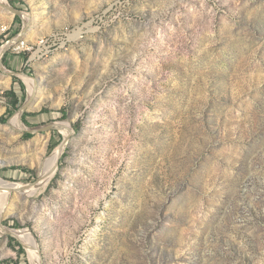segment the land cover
Wrapping results in <instances>:
<instances>
[{
  "label": "rangeland",
  "instance_id": "obj_1",
  "mask_svg": "<svg viewBox=\"0 0 264 264\" xmlns=\"http://www.w3.org/2000/svg\"><path fill=\"white\" fill-rule=\"evenodd\" d=\"M5 2L0 264H264V0Z\"/></svg>",
  "mask_w": 264,
  "mask_h": 264
},
{
  "label": "bare ground",
  "instance_id": "obj_2",
  "mask_svg": "<svg viewBox=\"0 0 264 264\" xmlns=\"http://www.w3.org/2000/svg\"><path fill=\"white\" fill-rule=\"evenodd\" d=\"M2 4H4V5H6V2H5V0H2ZM79 35H80V32L79 33H76L75 34V38H77V37H79ZM9 48V47H8ZM7 50V49H6ZM5 49H3L2 51H1V53H0V59L2 58V56H3V53H4V51H6ZM28 84L30 85V88L33 90V88L35 87L34 86V83H33V81H28ZM32 98H33V95H30V100H29V105H30V102H31V100H32ZM29 107V106H28ZM29 109V108H28ZM20 119V113L18 114V117L16 118V120H15V122H14V125H18L19 124V122L21 121V120H19ZM62 124V123H61ZM61 124H57L58 126H59V128L61 129V131L63 132V133H65L66 134V132L68 131V128H65L64 126H66V125H61ZM68 126V125H67ZM70 132V131H69ZM57 152H59V150L57 151ZM55 163H56V156H53L52 155V157H50L48 160H47V162L43 165V170H42V174H41V176H40V178H39V180H38V183H37V185L36 186H34V187H28V186H26L23 190H22V192L24 193V194H27L25 191L26 190H29L30 192H35L37 189L38 190H40L41 188H43V187H45L51 180H52V178H53V176H54V173H55ZM41 165V164H40ZM5 182V187L7 186L8 188H9V190H17V188L14 186V185H12V184H10V183H8V182H6V181H4ZM0 183H1V181H0ZM3 188V187H2ZM4 193H6V192H4ZM1 196V195H0ZM1 198V197H0ZM2 201H3V199H0V204L2 205ZM0 217H1V214H0ZM6 233H8V230H5L3 227H1V225H0V235H5ZM10 234H15V235H17V237L21 240V241H23L24 243H26V244H28V245H31L32 247H34V245H33V243H31V242H33L32 241V237H31V235L29 234V233H25L24 231H21V232H16V233H13V232H9ZM37 245V244H36ZM37 249H38V246H37ZM38 253L40 254V252H39V250H38Z\"/></svg>",
  "mask_w": 264,
  "mask_h": 264
},
{
  "label": "built area",
  "instance_id": "obj_3",
  "mask_svg": "<svg viewBox=\"0 0 264 264\" xmlns=\"http://www.w3.org/2000/svg\"><path fill=\"white\" fill-rule=\"evenodd\" d=\"M65 44V42L63 43V41H61L60 34H52L40 38L37 49H35L33 44H30L26 41H20L12 47V52L14 54H21L26 53L27 51L32 52V50L35 49V51L32 53V56H34V59H41L57 51L60 47H62V45Z\"/></svg>",
  "mask_w": 264,
  "mask_h": 264
},
{
  "label": "water",
  "instance_id": "obj_4",
  "mask_svg": "<svg viewBox=\"0 0 264 264\" xmlns=\"http://www.w3.org/2000/svg\"><path fill=\"white\" fill-rule=\"evenodd\" d=\"M16 12L17 13H20L19 11H17L16 10ZM7 51V50H6ZM6 51L4 52V54L6 53ZM3 54V55H4ZM3 57V56H2ZM2 59V58H1ZM1 59H0V63H2L1 62ZM12 74H14V75H18V74H20V73H15V72H13ZM30 100V99H29ZM29 100L25 103V105L22 107V109L20 110V120H21V122H22V117H23V115H24V113L26 112V111H28L29 109ZM57 129H60L59 128V126L57 125V123H52V124H48V125H45L44 127H41V128H35V129H32V130H26V131H28L29 133H32V134H36V133H39V132H48V131H53V130H57ZM37 183H38V180L36 181V182H33V183H31V184H29V185H27L29 188L30 187H34V186H36L37 185ZM22 191V189H17V190H13V191H11V193L12 192H21Z\"/></svg>",
  "mask_w": 264,
  "mask_h": 264
}]
</instances>
